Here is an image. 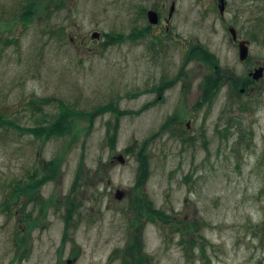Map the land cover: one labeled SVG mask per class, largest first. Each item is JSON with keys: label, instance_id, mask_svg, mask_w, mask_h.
<instances>
[{"label": "rangeland", "instance_id": "374dc122", "mask_svg": "<svg viewBox=\"0 0 264 264\" xmlns=\"http://www.w3.org/2000/svg\"><path fill=\"white\" fill-rule=\"evenodd\" d=\"M220 5L0 0L1 113L35 127L58 117L60 103L119 111L74 114V127L51 139L0 128V264H133L126 249L137 237L140 264H264V72L250 75L264 67V0H225L223 13ZM149 25L137 39L110 40ZM232 26L251 41L246 60ZM196 44L226 71L208 103L210 65L185 63ZM228 76L252 81L234 89ZM141 149L149 173L139 184ZM53 172L33 198L17 190ZM149 202L168 220H152Z\"/></svg>", "mask_w": 264, "mask_h": 264}, {"label": "trees", "instance_id": "16d2710c", "mask_svg": "<svg viewBox=\"0 0 264 264\" xmlns=\"http://www.w3.org/2000/svg\"><path fill=\"white\" fill-rule=\"evenodd\" d=\"M25 13L23 14V16H25L26 18H28L29 16L31 17L32 7L29 6V10H27ZM150 28L151 26L149 25L148 27H146L145 30H136L132 32L130 35H123V34L111 35L110 40H113V41L121 40L122 41L126 37L137 39L140 36L145 35L150 30ZM192 58L205 61L206 63L210 65L213 71L207 76H205L204 82L202 84L204 88V93L202 96L203 103H206V102L208 103L212 101V96L214 92L221 87L223 79L226 77V71L221 68L218 58L213 53L208 51L205 47H203L202 45L196 44L189 49L186 55L185 63H188L189 60H192ZM228 78L232 80V85L234 89L239 88L240 86L247 88L250 81H252L250 77L241 79L239 77L228 76ZM175 81L176 79L165 80L161 83V85H159L157 88L155 87L154 89L163 92L165 88H167L168 86H171L172 83H174ZM31 103L35 104L34 101H31ZM112 105L113 104H106V105L98 106L94 108L91 111V113L88 114L86 112H83V113L77 112L76 110H73L71 107H69L66 103H60V106L63 109V112L60 113L58 117H56L55 115L53 116L52 119H47L46 122L41 123L40 125H37L35 127L18 126L14 122H12L7 116H5L3 113L0 112V128L13 125L19 128V130H21L23 133L34 134L35 136L40 137V138L51 139L57 136V134L66 135L67 132L70 131L74 127L73 126L74 122L70 120V117L74 116V114L75 115L81 114L82 116H89L91 119H94L96 115H97L96 117H98L99 115L105 113L107 110L113 109V111H118L117 107L112 106ZM165 126H169V125L165 124ZM114 127H115V130H114ZM114 127L113 126L111 127L113 128L114 131L112 130L113 132L109 134L111 140L116 139V136L118 134V129H119V122L115 123ZM139 161H140V165H139L138 183L141 184L143 180L147 178L148 173H149L148 158L144 152V149L140 150ZM57 163H58L57 159H52L49 165L57 166ZM55 173L56 172H53L52 175L50 174V176L48 175L49 177H46V178L36 176V178L33 179L30 183H28L27 185L20 186L19 189L17 190L22 194L27 193L28 195H30L29 198H33L35 195L36 189L39 188L42 184H44L47 180H49V178H54ZM73 202H74V199H72L70 202L71 207L69 209V212H72V206H75ZM146 207L148 208L147 209L148 215L152 220H156L157 218H160L163 221L168 220L167 219L168 216L165 214V212L159 209H156V208H152L150 202L148 204L146 203ZM70 216H71L70 214L67 216V220H69ZM138 239L139 238L137 237L136 239L137 243H133L132 245H130L129 248L126 249V254L129 256H132V259L131 258L130 259L133 264L142 263L143 258H144V256L142 255L143 253L142 244L143 243H141V241ZM25 242L26 241H24L23 239L20 245L22 243L24 244ZM127 262L129 263L128 260Z\"/></svg>", "mask_w": 264, "mask_h": 264}, {"label": "water", "instance_id": "95a60500", "mask_svg": "<svg viewBox=\"0 0 264 264\" xmlns=\"http://www.w3.org/2000/svg\"><path fill=\"white\" fill-rule=\"evenodd\" d=\"M221 1V5H220V11L223 13L224 10V2L225 0H220ZM175 9V5L173 4L171 7V12H170V16H172L173 12ZM148 17H149V21L152 24H157L159 22V14L157 11L150 9L148 11ZM232 37L235 41H238L239 44V57L241 60H246L249 57V51H250V44L251 41L249 39L246 38H238V33L237 30L234 26L229 28ZM94 37H99V33L98 32H94L93 34ZM263 72H264V67L261 66L259 68H256V70L254 72H251L250 75L254 78V79H260L263 76ZM117 159L125 162V157L123 155H118ZM124 196V191L121 189H118L116 197L117 198H122Z\"/></svg>", "mask_w": 264, "mask_h": 264}, {"label": "flooded vegetation", "instance_id": "af4514ba", "mask_svg": "<svg viewBox=\"0 0 264 264\" xmlns=\"http://www.w3.org/2000/svg\"><path fill=\"white\" fill-rule=\"evenodd\" d=\"M70 263H72V262L69 261V264H70Z\"/></svg>", "mask_w": 264, "mask_h": 264}]
</instances>
